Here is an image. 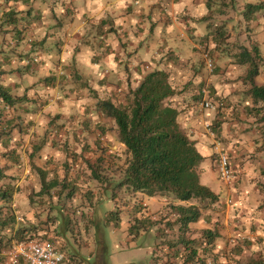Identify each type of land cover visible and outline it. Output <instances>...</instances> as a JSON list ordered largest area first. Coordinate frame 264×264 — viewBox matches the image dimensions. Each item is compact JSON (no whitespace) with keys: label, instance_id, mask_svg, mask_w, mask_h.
Listing matches in <instances>:
<instances>
[{"label":"crops","instance_id":"crops-1","mask_svg":"<svg viewBox=\"0 0 264 264\" xmlns=\"http://www.w3.org/2000/svg\"><path fill=\"white\" fill-rule=\"evenodd\" d=\"M3 1L0 0V4ZM8 1H15L17 4L18 23L0 22V82L9 87L14 96L27 94L28 98L12 107L18 110L21 115L19 117L25 118L26 123L32 124L33 131L29 129V133H25L29 138L35 136L34 131L42 133L47 129V122L42 121L45 117L42 120L39 118L49 114L44 112L47 111L48 103L58 102V114L55 115L61 113L62 117L52 127L60 125L63 130L68 127L69 137L63 141L75 147V135L77 143L80 138L91 142L92 137L88 133L96 130L95 134L100 135L99 129L104 124L86 119L96 108L94 103H87L83 98L88 87L98 94L109 89L120 97L118 102L121 103L125 101L129 89L139 84L147 69H165L172 72L171 80L175 81L173 84L177 92L172 103L179 109V123L204 156L199 166L200 177L206 170L204 166L207 163V168L214 171L209 187L217 194L225 193L226 188L221 187L212 176L216 173L214 159L219 152L228 151L234 166L240 172L237 189L245 190L248 181L255 186L251 187L254 191H264V119H261L263 113L257 115L256 112H250V108L262 105V102L256 104L254 101L252 83L247 81L243 87L241 83L228 80L221 85L217 82L216 75L208 78L200 73H178L171 68L174 64L194 65L202 54L198 49L201 42L216 43L213 31L218 25L217 14H220L216 8L222 1L230 0ZM260 3L262 7L255 11L259 17L255 22L260 26L259 37L262 36L263 40L258 38V41L261 51H264V0H252L248 4ZM28 9L31 10L30 14H25L23 11ZM35 15H41L45 21L36 19ZM60 15L61 18H68L69 22H65L63 26L58 24L56 16ZM223 26L232 30V25L226 20ZM60 29L65 33L57 32ZM19 30L22 32L18 34ZM261 63H264V57L258 61L259 69ZM229 73L234 75L233 71ZM55 74L58 81L53 85L47 78ZM62 74H65V78L60 80L59 75ZM261 74L264 79L262 68L255 79V84L259 86L264 85V82L258 80ZM188 80L192 82L187 86L182 85ZM212 81L213 86L209 87L215 105L206 110L198 102L207 98L210 91L208 83ZM193 82L206 83L203 92ZM96 111L101 114L97 108ZM33 112H37L35 122H32L35 116ZM14 121L17 122V119ZM117 137L116 133L113 140L118 139ZM120 144L125 146L121 142ZM250 177L256 181L248 179ZM145 197L152 199L148 195ZM262 217L264 218V211ZM99 235L50 234L49 238L65 248L69 256L68 264H95L100 249H107V235L103 234L101 239ZM124 235L125 240L121 243L126 247L133 246L136 239L134 234ZM139 236H143L149 260L139 261L138 264H151V255L156 251L151 241L156 239V234L144 232ZM82 238L88 240L83 242ZM93 242L95 246L89 252L92 260L87 262L78 247H89ZM165 247L160 246L158 252Z\"/></svg>","mask_w":264,"mask_h":264},{"label":"rangeland","instance_id":"rangeland-1","mask_svg":"<svg viewBox=\"0 0 264 264\" xmlns=\"http://www.w3.org/2000/svg\"><path fill=\"white\" fill-rule=\"evenodd\" d=\"M250 1L252 0L222 1L219 3L220 6L216 8L220 12L216 18L218 25L215 26L213 31L216 43L211 44V42H206V45H204L208 50L206 53L209 52L208 54L213 60L212 67H208L207 63L204 64V62L199 60L197 63H194L197 67L184 63L185 69H182V67L180 69L178 64H174L171 68L176 69L178 73L180 71L194 75L200 73L202 76L208 78L216 75V80L221 85L228 80L234 83H241L243 87L247 81L252 83L248 78V71L251 65L248 64L249 67H247V64L241 62L242 58L240 53L245 48H248L252 52L256 48L259 50L261 58H263L264 51H261L262 48L258 41V38L263 40L262 36L259 37L258 29L260 26L255 22L259 18L258 13L248 14V19L245 15ZM56 19V22L61 26L65 22H69L68 18H61V15L56 16ZM225 20L232 25V30L224 28L223 23ZM41 21H45V19L43 20L42 17ZM57 32L65 33L62 29L57 30ZM200 49L203 51L204 47H200ZM214 63L217 69L214 68ZM261 65L259 71L261 68L264 70V63H261ZM168 69L170 70V67ZM197 69L198 71L196 72L195 70ZM152 70L147 69L145 74L143 73V76ZM231 71L234 72V75H229ZM170 73L172 72L170 71ZM257 77H254V81ZM258 80L259 82H264L262 74ZM187 82L191 83L192 81L188 80ZM202 82L199 84L193 82L192 84L199 85L202 91L206 87V83L202 84ZM186 83L182 85L187 86ZM209 86L212 88L213 81L208 83ZM85 92L86 94L83 95V98L87 100V103H94L96 107L100 99L111 97L116 103L120 100V97H117L109 89H105L103 93L99 92L98 94L96 93L97 91L93 92L88 87ZM83 98L81 99L83 100ZM46 100L48 101V99ZM58 106V102L53 104L48 103L46 107L47 111L44 112L49 114H46V116L42 115L39 118V120H42L45 117L42 121L47 122L48 130L45 129L42 133L34 131L35 136L29 138L25 133H29V129L33 131L32 124L26 123L25 118L19 117L21 115L14 107L7 108L4 103H0V110L5 109L3 115L5 119H17L18 124L15 125L17 128L15 126L13 127L15 129L12 131L13 135L10 137L11 140L9 139V147L4 148V143L0 142V168H4V174H6L0 180V188L11 184L15 189L12 205H6L5 201L0 200V207L2 206L1 208L4 210L13 209L17 215V222L14 227L5 230L6 239L11 238L8 241L10 247H7L3 251L4 256H6L5 264H15L16 245L21 240L25 241L24 239L27 240V238H30L31 234H34V237L38 238L46 236L43 238L47 241L50 234H100L101 236H98L100 239L103 234H106L107 249L105 250L103 247L100 249V254L95 259L97 260L95 264H130L134 262L138 264L139 261L147 262L149 260V254L146 246L143 245V236L136 238L134 245L130 247H126L124 243H121L125 240L124 234L129 232L131 225L139 228L140 234L144 233L145 230H143L144 228L142 226H144L143 221L145 220L146 225L149 226L148 231L151 234L162 235L164 239H161L160 243L163 242L162 245H164V242L170 243L171 251L174 252V255H167V252H170V249H168L165 255L164 252L161 253L160 255L162 257H159L158 264H187L184 262L185 259L183 257L186 258L190 254L189 252L186 251L185 253L183 251V257H175L177 248L176 245H173V242L179 243L182 237L186 240L195 239V244L193 243L192 246L197 248L198 257L207 261V263L205 262L206 264H209L208 262L213 261V259L219 264L247 263L249 260L259 257L260 254H264V218L262 217V212L264 211V191H254L251 187L255 186L248 181L246 183L248 185H245L247 187L245 190L237 189L240 172L234 166L230 152L225 151L229 156L234 170V178L231 182L222 180L217 166V158L214 159L213 164L216 173L212 176V179H217L221 187L226 188L225 193L221 192L218 194L216 201H210L204 198H193L189 201L181 202L173 193L169 192L160 193L153 196L152 199H147L145 197L147 194L133 195L129 190L130 188L124 187L122 191H119L120 195L118 196V200H109L103 205L105 209L102 210L97 205L102 198L99 197L102 193V188L98 173L95 172L96 169H98V172L102 168L105 169L103 171H106L109 163L113 164L117 171L120 168L124 169L127 167L128 155L125 146L120 144L118 139L113 140V137L117 133L116 124L114 120L99 114L94 107V111L91 114L89 113L86 119L99 121L105 125L107 124V130L102 131L104 136L95 134L96 130H91L88 133V136L92 137L91 142L86 141L85 138H80V141L77 143V137L72 133L76 139V146L72 149L70 145L63 141L67 136L69 137L67 126L64 130L61 126H58L61 131L57 133V141L51 139L53 130H55V127H52V125L56 123L57 119L62 117L61 113L57 116L55 115L58 114L56 111ZM33 114L35 116L32 122H35L37 112H33ZM18 120H22L23 124H20ZM20 128L24 130L28 129V132H24L23 135ZM63 131H67L68 134ZM47 136L50 137L47 138ZM97 139L102 142L100 149H97L96 144H94V141ZM59 141H61L60 144L58 143ZM16 146L19 147V152L21 153L18 161L12 162L9 157H3L1 155V152L14 150ZM105 152L107 162H101L99 160V154ZM74 153L77 155V158H72L75 155ZM117 153L120 154L118 155L119 160L115 161L116 158L113 155ZM204 168L206 170L201 174V182L203 185L209 187L211 186V175L214 171H210V168H207V163H205ZM42 173L46 174L44 183ZM54 177L58 178L59 186L51 188L50 182ZM248 179L256 181V179L251 177ZM75 180H77L80 186L79 193L73 198H71L72 196L67 197L68 195H64L59 204L60 195L58 193L61 192L63 194L65 189L67 190L66 192H69L71 186L64 187L68 182ZM87 193L92 194V197H94L92 202L88 200ZM132 196H136L135 198L139 201V206L133 205ZM141 196L144 198H141ZM128 197L131 198L130 204H125L129 200ZM182 204L185 207H192L198 211L199 220L190 222L188 225L185 224L181 217L182 213L178 209ZM143 206L147 210L145 211L147 214L143 213ZM110 208H116L119 216L117 219L112 220V225L106 227L103 219L105 215L103 213ZM23 228H25L24 231H22ZM207 230H212L213 233L220 234L214 243L215 247L208 243L209 245L204 248V242L206 240L208 241V238L205 237ZM71 238H74V236L71 235ZM82 239H84L83 242L88 240L85 238ZM248 239H251L253 242L250 247L248 246ZM57 245H61V243ZM94 246V242L89 247L80 246L78 247V251L82 254L83 258L92 260L89 252H92L91 247ZM184 247L185 245L180 243L179 248L185 250ZM103 251L105 252L103 253Z\"/></svg>","mask_w":264,"mask_h":264},{"label":"trees","instance_id":"trees-1","mask_svg":"<svg viewBox=\"0 0 264 264\" xmlns=\"http://www.w3.org/2000/svg\"><path fill=\"white\" fill-rule=\"evenodd\" d=\"M4 1L3 4H0V22H8L14 24L18 23L16 2H9L8 0ZM231 1L233 2L234 0ZM262 3L248 4V10L245 12L246 18L248 19V14H252L256 10L261 8ZM23 12L25 14H30L31 10H24ZM35 17L36 19L42 18L41 15H35ZM21 32L22 31L19 30L17 33L19 34ZM206 42L207 41L201 42V47H204L203 51L198 48L200 50V53H202L200 60L204 62V64L207 63L206 54L210 57V55L208 54L209 52L206 53V51H208L206 46H204L206 45ZM253 51L254 52H252L248 48H245L240 53V56L242 58L241 61L243 64L248 63L249 65H251V68L248 71V78L250 81H252L251 92L256 104L262 102V105L250 108L252 109L250 112H256L258 115L260 113H264V85H256L254 81V77L259 74L258 61H260L261 56L258 49L255 48L253 49ZM178 66L180 67V69L181 67L182 69H185L183 63L179 64ZM214 68L217 69L215 63ZM195 71L197 72L198 69ZM170 74L171 73L165 69L157 68L148 72L140 80L139 84L135 88L129 89L124 102L116 103L112 100L111 97L98 100L96 107L97 110H100L102 116L114 120L116 124L118 140L126 146V153L128 155L127 167L124 169L120 168L117 171L114 168V165L109 163V167L106 168V171H103L105 169L102 168L99 173L98 169H96L95 167L96 171H94L98 173V178L101 181L100 186L102 188V193L99 196L102 198L97 205L101 207L102 210L105 209L103 205L106 204L109 200H118V196L120 195L119 191H122L124 187L130 188L129 190L133 193V195L141 192L153 197L160 193H173L181 202L189 201L193 198H204L209 199L210 201H216L218 199V194L215 193L210 187L203 185L201 182L199 166L203 162L204 156L200 153V151L196 147L195 142L183 130L179 123V109L172 103V98L176 94L177 89L173 84V82L175 81L171 80ZM64 75L65 74L59 75L61 76L60 80H63L62 78H65ZM47 80L49 81V83L56 85L58 77L56 74L50 75ZM188 83L189 82H187L186 84ZM209 89L210 91L208 93L207 99H211L210 101L212 102L214 107L215 104L211 98L213 94L211 88ZM26 98H28L27 94H25L24 96H14L11 93L10 88L0 82V103H4L7 108H11L13 105L22 102ZM200 101L198 102L199 105ZM2 110H0V142L4 143V148H8L9 141L11 140L10 137H12L13 135L12 131L17 128V126L15 125L18 124L16 121H14V119L6 120L3 116L5 109ZM261 119H264V115ZM21 123H23L22 120ZM14 126L15 128L13 129ZM82 128L84 129V127ZM27 130L20 128V131L23 133L28 132ZM99 130L100 132L106 131V125H101V128ZM60 131L61 130H59L58 126H56L55 130H53V136L51 139L57 141V133ZM101 135H103V132L101 133ZM49 137L47 136V138ZM61 141H59L58 143L60 144ZM94 144H96L97 149H100L101 143L99 139L95 140ZM71 148L73 149L74 147ZM105 154L106 152L99 154V160L101 162H107ZM1 155L3 157H9L12 162L18 161L21 157L19 147L17 146L14 150L1 152ZM118 155L120 154L117 153L116 155H113V157L116 158L115 161L119 160ZM75 157L77 158L76 154L72 156V158ZM91 170L93 172L92 168ZM4 173L5 169L0 168V180L6 175ZM45 175V173L42 175L43 183L45 181ZM50 186L51 188H56V186H59L58 178L54 177L50 182ZM68 186H71L69 192H66L67 190L65 189L63 194L61 192L58 193L60 195L59 204L61 202V198L64 195H68L67 197L72 196L71 198H73L76 194L79 193L80 186L77 183V180L68 182V184L64 188ZM14 190L15 189L11 184L1 187L0 200L5 201L6 205H12L15 192ZM87 195L88 200L92 202L94 198L92 197V194L87 193ZM135 197L136 196H132L133 205L139 206V201L136 200ZM128 199L129 200L126 201L125 204H130L131 198L128 197ZM1 207L0 263H3L6 257L4 256L5 254L3 251L7 247H10L8 241H10L11 239H6L5 230L14 227L17 222V215L16 211L14 212L13 209L4 210ZM178 209H180L182 213L181 217L184 220L185 224L188 225L190 222H196L199 220V212L192 207L188 208L183 206L182 204L178 207ZM142 210L143 213L147 214L145 212L147 210L144 208V206L142 207ZM103 214L105 215L103 216V219L106 227L112 225V220L117 219L119 216V212L116 208L107 209ZM143 222V230H145L146 233L150 234L151 232L148 231L149 226L146 225V220ZM24 230L25 228L22 229V231ZM137 232H139L140 234V229L136 226L131 225L129 227L128 233L130 235H133V233H135V238H137L139 235L137 234ZM160 236L161 238L157 239V237ZM219 236L220 234L213 233L212 230H207L205 237L208 238V241L206 240L204 242V248H206L209 244L215 247L214 243L216 241V238ZM31 237H34V234H31L30 238H27V240L35 238L45 239L43 238L45 236H43L42 238ZM161 239H164L162 235L156 234V239L151 241L154 249H156V251L151 255V264H158L159 257H162V255L160 254L164 252L165 255L167 249H170V252L168 251L167 255H174V252L171 251L172 249L170 248L171 244H168L167 242H164V246H166L167 249L165 247L158 252V248L163 244V242L160 243ZM48 241L58 249L65 252L64 248L61 245H57L58 243L53 242L51 238H48ZM248 242V246H252V240L248 239ZM180 243L185 245V250H181L179 248ZM193 243L195 244V239L186 240L184 237L179 240V243L173 242V245H176L177 248L175 257L181 258L184 256L183 251L185 253L187 251L190 254L187 255L186 258L183 257L185 259V263L206 264L207 261L202 260L201 257H198V250L197 248L192 246ZM65 255V264H68L69 256L66 252ZM90 261V259H87V262ZM208 263L219 264L215 261V259ZM238 264H264V254H260L259 257L253 258L247 263L239 262Z\"/></svg>","mask_w":264,"mask_h":264},{"label":"built area","instance_id":"built-area-1","mask_svg":"<svg viewBox=\"0 0 264 264\" xmlns=\"http://www.w3.org/2000/svg\"><path fill=\"white\" fill-rule=\"evenodd\" d=\"M208 67H212V59L206 54ZM200 106L205 109L213 107L212 102L204 98L200 101ZM217 166L222 180L231 182L234 178V170L229 156L219 152ZM15 264H65V252L58 249L45 239H28L16 245Z\"/></svg>","mask_w":264,"mask_h":264}]
</instances>
